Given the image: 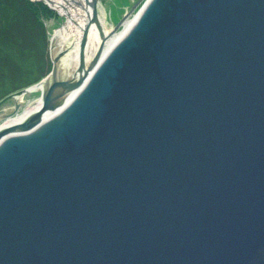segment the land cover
Listing matches in <instances>:
<instances>
[{
	"label": "water",
	"instance_id": "obj_1",
	"mask_svg": "<svg viewBox=\"0 0 264 264\" xmlns=\"http://www.w3.org/2000/svg\"><path fill=\"white\" fill-rule=\"evenodd\" d=\"M143 2L0 100V264H264V0H147L102 57Z\"/></svg>",
	"mask_w": 264,
	"mask_h": 264
},
{
	"label": "trees",
	"instance_id": "obj_2",
	"mask_svg": "<svg viewBox=\"0 0 264 264\" xmlns=\"http://www.w3.org/2000/svg\"><path fill=\"white\" fill-rule=\"evenodd\" d=\"M49 42L29 0H0V100L51 71Z\"/></svg>",
	"mask_w": 264,
	"mask_h": 264
},
{
	"label": "bare ground",
	"instance_id": "obj_3",
	"mask_svg": "<svg viewBox=\"0 0 264 264\" xmlns=\"http://www.w3.org/2000/svg\"><path fill=\"white\" fill-rule=\"evenodd\" d=\"M51 7L57 10L61 15L66 17L64 24L54 30L51 35L52 41V55L56 57L60 55L58 62L61 74L64 77L76 78L79 75V66L81 62V54L85 59V65L89 64V61L95 56L97 48L99 47L104 35L110 33V28L107 25L105 16L99 10L97 6L98 20L94 18V9L91 5L93 0H45ZM138 10L132 14L124 23L119 31L115 34L108 36L107 41L104 44V50L102 57H104L112 47L124 36L129 28L136 21L142 5ZM87 30V33L85 34ZM85 40V46L82 42ZM83 51V52H82ZM101 57V58H102ZM44 84H39L35 88H42ZM28 94V93H27ZM72 94H69V98ZM39 105L33 107V109L25 110L23 113L18 114L15 118L7 120L9 124L31 112Z\"/></svg>",
	"mask_w": 264,
	"mask_h": 264
},
{
	"label": "rangeland",
	"instance_id": "obj_4",
	"mask_svg": "<svg viewBox=\"0 0 264 264\" xmlns=\"http://www.w3.org/2000/svg\"><path fill=\"white\" fill-rule=\"evenodd\" d=\"M138 0H98L99 10L106 18L107 25L113 29L125 13L135 4ZM33 8L37 11L40 20L47 27L49 38L54 30L62 26L66 21V17L53 9L45 0H29ZM50 43V42H49ZM52 51V48H51ZM52 67V66H51ZM40 98L39 91H33L26 94L21 100L22 106L19 108L18 114L23 113L25 110L33 109L37 105ZM4 108L12 110L14 108V100L7 101Z\"/></svg>",
	"mask_w": 264,
	"mask_h": 264
}]
</instances>
